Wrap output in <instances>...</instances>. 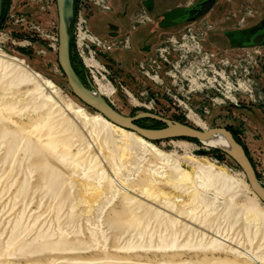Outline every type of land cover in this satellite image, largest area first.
<instances>
[{"label": "rangeland", "instance_id": "obj_1", "mask_svg": "<svg viewBox=\"0 0 264 264\" xmlns=\"http://www.w3.org/2000/svg\"><path fill=\"white\" fill-rule=\"evenodd\" d=\"M173 1L73 0V69L90 91L98 92L94 78H101L110 93L98 94L123 116L151 112L203 130L229 128L246 149L264 187V41H253L258 35L264 38V0H218L207 14L178 27L171 25ZM81 32L92 40L79 43ZM57 45L56 0H2L0 54L22 60L30 70L50 80L54 93L46 92L58 103L80 107L88 115L98 113L72 93L58 63ZM91 59L92 65H85ZM31 89L27 85L5 90L0 83V97L5 95L0 99V232L4 231L0 240L18 219L21 227L31 231L28 240L38 232L51 237L34 241L32 248L37 242L43 253L36 246L39 253L32 252L30 263L22 264H264L230 249L248 246L264 255V227L256 223L249 226L243 215H235L249 207L264 212V203L229 154L197 139L149 140L167 154L169 163L178 161L193 176L195 168L188 157L213 163L230 178L227 191H205L208 198L215 197L217 206L208 217L209 229L199 228L185 215L177 217L164 211L178 220L174 230L179 244L188 238L196 243L201 232H205V244L214 238V228L218 227L227 240V249L162 248L159 238H169L171 233L165 229L166 221L155 219L145 206L133 210L122 193L111 198L106 179L100 181L103 193L93 195L84 189L97 186L87 177L92 157L97 164L94 172L103 170L111 175L114 165L121 166L122 173L134 171L132 166L143 156L137 177L129 183L134 189L144 188L150 168L169 171L161 168L164 161L137 150L124 152L112 141H104L103 133L90 134L88 128L81 129L84 141L73 139L68 150L59 143L53 149L44 144V136L37 139L38 133L46 132V126L34 128L41 113L27 103L26 94ZM8 102L15 103L12 110L3 107ZM54 120V130L63 129L62 119ZM135 123L151 130L166 127L149 118H139ZM3 130L13 134L1 137ZM57 134L55 139L71 135ZM19 136L27 137L26 149V140L19 141ZM84 143L90 147L84 148ZM78 149L83 150L77 155ZM63 153L68 155L62 157ZM159 188L161 193L170 189L166 185ZM189 192H181L185 204L189 203ZM136 193L129 195L163 211L157 201ZM228 204L233 208L230 214L225 211ZM199 208L198 216L203 211ZM185 224L197 232L183 230ZM247 238L252 239L251 245ZM45 240L51 243L48 248L41 246ZM51 240L61 243L54 245Z\"/></svg>", "mask_w": 264, "mask_h": 264}, {"label": "bare ground", "instance_id": "obj_2", "mask_svg": "<svg viewBox=\"0 0 264 264\" xmlns=\"http://www.w3.org/2000/svg\"><path fill=\"white\" fill-rule=\"evenodd\" d=\"M86 39L92 40V38L88 34H86L85 32H81V34L78 37V42L81 43V41L83 40H85L86 42ZM84 63L85 65H92L93 61L91 59L88 62V64H86V62ZM99 79L94 78V83L97 86L98 92L90 91V94L94 98H97L99 100H104L99 94H101L102 96H107L110 93V90L108 91L107 87L104 88L103 84L100 82ZM0 83H4L5 90H11L12 88H17L20 86H27V85L32 86V89L28 91V93L26 94L28 99L27 103L30 104L31 102L32 103L31 105L33 106L32 107L33 111L41 113L40 115L41 118L39 119V122L37 124L38 126L34 128H39V127L42 128L43 126H46V132L38 133L37 139H40L44 136L46 139L44 144H47L53 149H55L56 145L59 143L68 150L72 146L73 139H76L79 142L84 141L83 140L84 136H82L81 134V129L88 128L90 134L94 133L98 135L99 133L100 134L103 133L104 141L106 140L112 141L114 144L119 145L124 152L137 150L142 155L150 154L152 157L164 161V163L162 164H165V166L162 165L161 168L167 167L169 171L167 172L162 170L159 171L158 168L157 169L150 168L147 177V184L144 186V188L134 189L129 186V183H131L133 179H135L134 177L139 172L140 170L139 166L142 161L140 159L143 158V156H141L140 159L138 157L139 159L138 162H135V166L134 165L132 166L134 167L133 168L134 171L128 170L127 172L122 173L120 171L121 166L117 167L116 165H114L112 167L113 173L111 175H107L103 170H100L99 173L94 172L93 170L97 166V164L95 163V158L93 159L92 157L88 160L87 177L89 179L93 178V180L97 182L96 183L97 186L94 185L93 187L90 188L86 187L84 189L86 192L92 191L93 195H98L100 193H103L100 187L101 186L100 181L106 179V182L108 183L107 185L108 193L111 198L117 196L119 193H122L124 196L123 198L125 199L127 204L132 205L133 210H138L139 208L141 209L142 207L145 206L147 211H151L153 213L155 219H158L161 222L166 221L167 224H165L166 226L164 225L165 229H169L171 233L169 235V238L167 237L159 238L161 242L160 247L170 248V249H176V248L199 249L201 251L205 250L206 248L212 250H221L228 247L226 246L225 243L227 240L224 237H222L223 235L222 233L219 232L218 227L214 228V234H213L214 238H210V240H207V243L205 244L204 242H202V240L206 236L205 232L200 233V237L198 239L199 241H196V243H193V241L188 238L187 240H185V242L179 244L177 242L178 238L176 237L177 234L176 230H174V227L176 226L178 220L175 217L170 216L167 212H164L165 210L169 212H174L175 216L177 217L185 215V217L188 218L193 223H198L199 228L202 227L203 229H209L211 227V224L208 221V217L214 213L217 206L215 204L216 202L215 197L212 198L207 197V194L205 193L206 189L214 188L215 193L221 194V192L227 191L230 188L229 187L230 178L224 173V171L220 167L208 161H204L195 157H188V160L195 168L194 176L191 175L187 170L182 168V166L178 161H173L169 163L167 154L160 151L149 140H146L141 136L136 135L134 132L125 130L120 126L113 124L108 119L103 117L100 113H94L93 115H88L80 107L74 109L70 104L64 105L55 101L53 95H50L46 92L47 90H49V93L53 94L54 84L50 80L42 77L37 72L30 70L22 60L16 57H10L4 54H0ZM4 96L5 95L3 94V96H1L0 99H2ZM14 104L15 103L8 102L7 104H4L3 107L7 106L10 110H12L14 108ZM65 111H67L72 115L71 119L65 117L66 115ZM56 117H60V119H62L61 122L62 125L65 124V126H61L60 124V126L63 127V129L59 127L61 128V130L59 129L54 130V126H56L55 121L59 119L57 118L56 120H54ZM64 117L65 119H63ZM4 118L9 119L10 116ZM53 122H55L54 123L55 125L53 124ZM57 122L59 121L57 120ZM57 133H61V134L71 133V135L67 137L64 135L66 137L65 139H55L56 138L55 135L58 136ZM7 134H13V133L7 130H3L1 137L6 136ZM18 138L19 141L26 140V146L24 147V149H26L29 145V141L26 139L27 137L19 136ZM199 141H201L204 145L210 146L212 148L220 149L228 153L233 152L229 143L218 132L206 138H202ZM84 145H85L84 148L90 147L88 146L89 145L88 143L86 144L84 143ZM82 150L83 149H78L76 154L78 155ZM67 153H63L61 156L65 157L68 155ZM130 154H132V152ZM74 156L76 155H73L72 157ZM130 156H134V155H130ZM56 178L57 175H54V179ZM189 184H191V186H188ZM162 185L168 186L170 188L169 191L161 193L159 187ZM190 188L191 190H189ZM97 189L99 192L97 191ZM135 191L138 192V194L136 193L137 196L144 195L146 196V199H150L152 202L157 201L161 209H163V211L157 209H151L150 206L148 207V205H144L135 197L129 195V193H134ZM182 191L184 193L190 191L188 194L189 203L187 204L183 203V200L180 198L181 195L183 194V193L181 194ZM180 201L182 202V204L178 203ZM199 207L203 208V211H201L202 213L200 212V214L203 215V216L200 215L201 217L198 216L199 213H197L198 210L200 209ZM231 209H233L232 206L228 204L225 208L226 213L227 214L232 213ZM239 214L243 215L244 219L247 220L249 226L251 223H256L264 227V212L249 207L246 209H241L238 211V213H235L236 216H238ZM233 219L234 217H232V220ZM19 220L20 219L16 220L15 223L12 225L5 239H3L2 241L0 240V264H14V263L22 264L23 262L30 263L31 253L32 252L35 253L36 251V253L38 254L39 253L38 251L40 250L39 247L37 246V242H35L36 243L35 247L37 246L39 250L35 249V247H33L34 248L33 250L32 248L34 244L33 242L36 240L38 241V239L43 240V239L51 238L50 235H47V233L45 232L43 233L38 232L31 240H28V236L31 233V231L26 226L21 227ZM183 227H184L183 230L187 229L190 230L192 233L197 232L196 229L193 230L191 229L192 227L186 224L183 225ZM255 229L257 230V226ZM3 232L4 231L0 232V237L2 236ZM246 234L248 233L246 232ZM250 238L252 237L250 236ZM60 241H55V242L52 241L53 242L52 244L57 245L61 243ZM246 241H248V238L246 239ZM38 242H40V240ZM251 242L252 239L251 241L249 239L248 243L250 245L252 244ZM48 244L51 243L45 240L41 243V246L48 248ZM62 245L64 244H61V247H63ZM139 246H141V244ZM230 249L232 250L231 252H235L238 255L249 257L253 262L262 263V260L264 261L263 253L262 254L254 253L250 249H248V246L247 248H243V247L241 248L240 246L237 245L236 248H230ZM53 250L54 248L52 249V251ZM54 251H57V249H55ZM40 252L43 253L41 250ZM56 254H58V252ZM52 261L54 262L56 260L53 259ZM57 262L58 261H56V263ZM62 263H64V261ZM50 264L52 263L50 262Z\"/></svg>", "mask_w": 264, "mask_h": 264}, {"label": "water", "instance_id": "obj_3", "mask_svg": "<svg viewBox=\"0 0 264 264\" xmlns=\"http://www.w3.org/2000/svg\"><path fill=\"white\" fill-rule=\"evenodd\" d=\"M58 16L57 59L66 77L72 93L85 105L100 113L113 124L134 132L150 141L172 138H192L200 140L214 133H220L231 146L233 152L228 153L244 173L250 189L264 203V188L258 182L255 170L247 157L244 148L225 127H213L206 130L193 127L180 121L159 116L151 112H139L133 116H123L104 100L94 98L80 81L70 60V47H73V0H56ZM2 16V0H0V21ZM139 118H149L166 125L160 130H151L138 126ZM225 152V151H224Z\"/></svg>", "mask_w": 264, "mask_h": 264}, {"label": "flooded vegetation", "instance_id": "obj_4", "mask_svg": "<svg viewBox=\"0 0 264 264\" xmlns=\"http://www.w3.org/2000/svg\"><path fill=\"white\" fill-rule=\"evenodd\" d=\"M173 7L171 9L172 22L171 25L178 27L187 22H193L201 18L203 15L207 14L211 9H213L214 4H219L218 0H181L173 1ZM187 4V5H178ZM183 26L182 29L186 28ZM253 41H264L262 35L255 36Z\"/></svg>", "mask_w": 264, "mask_h": 264}, {"label": "trees", "instance_id": "obj_5", "mask_svg": "<svg viewBox=\"0 0 264 264\" xmlns=\"http://www.w3.org/2000/svg\"><path fill=\"white\" fill-rule=\"evenodd\" d=\"M70 60H71V57H70ZM71 64H72V61H71ZM72 67H73V65H72ZM226 129H228V130L232 133V135H233V137L235 138V140H236L238 143H240V144L242 145V147L244 148L243 144H242L241 141L238 139V137L235 135V133H233L229 128H226ZM184 139H187V140H195V139H192V138H184ZM215 150H216V151H219L220 149H215ZM220 151H221V150H220ZM244 151H245L247 157L249 158L248 153H247V151H246L245 148H244ZM249 160H250V158H249ZM250 162H251V161H250ZM251 164H252V163H251Z\"/></svg>", "mask_w": 264, "mask_h": 264}]
</instances>
